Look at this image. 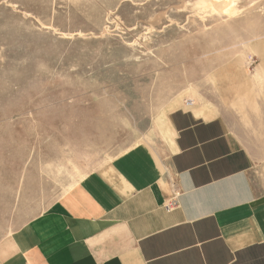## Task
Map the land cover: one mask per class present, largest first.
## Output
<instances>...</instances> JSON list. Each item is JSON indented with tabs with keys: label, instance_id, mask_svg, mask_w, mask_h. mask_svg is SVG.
<instances>
[{
	"label": "rangeland",
	"instance_id": "374dc122",
	"mask_svg": "<svg viewBox=\"0 0 264 264\" xmlns=\"http://www.w3.org/2000/svg\"><path fill=\"white\" fill-rule=\"evenodd\" d=\"M188 100L264 159V0H0V241Z\"/></svg>",
	"mask_w": 264,
	"mask_h": 264
},
{
	"label": "crops",
	"instance_id": "0c3cea01",
	"mask_svg": "<svg viewBox=\"0 0 264 264\" xmlns=\"http://www.w3.org/2000/svg\"><path fill=\"white\" fill-rule=\"evenodd\" d=\"M155 131L1 240L0 264H264L263 156L195 101Z\"/></svg>",
	"mask_w": 264,
	"mask_h": 264
},
{
	"label": "built area",
	"instance_id": "2783aa9c",
	"mask_svg": "<svg viewBox=\"0 0 264 264\" xmlns=\"http://www.w3.org/2000/svg\"><path fill=\"white\" fill-rule=\"evenodd\" d=\"M192 102H193L192 100H188L186 103L189 104V103H192ZM178 205H179V202H178V198L177 197H173L172 199H169V200H167L165 202V208L168 209V210L176 208Z\"/></svg>",
	"mask_w": 264,
	"mask_h": 264
},
{
	"label": "bare ground",
	"instance_id": "6f19581e",
	"mask_svg": "<svg viewBox=\"0 0 264 264\" xmlns=\"http://www.w3.org/2000/svg\"><path fill=\"white\" fill-rule=\"evenodd\" d=\"M193 104V102L192 103H189L188 105H192ZM195 106V105H194ZM195 108V107H194ZM193 109V108H192ZM200 111V110H199Z\"/></svg>",
	"mask_w": 264,
	"mask_h": 264
}]
</instances>
